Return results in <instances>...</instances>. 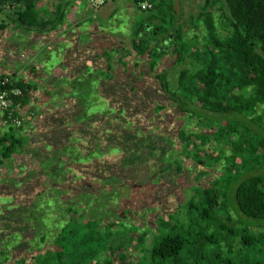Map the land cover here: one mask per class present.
<instances>
[{"label":"trees","instance_id":"obj_1","mask_svg":"<svg viewBox=\"0 0 264 264\" xmlns=\"http://www.w3.org/2000/svg\"><path fill=\"white\" fill-rule=\"evenodd\" d=\"M39 1L0 0V32L10 23L35 34L62 27L70 0H50L49 15L36 8ZM141 1L131 4L136 7ZM221 1L231 20L225 37L212 35L209 13L213 0H204V11L196 15L207 33L208 49H178L174 41L179 35L154 24L147 33L149 40L138 38L137 31L129 40L133 60H125L130 56L120 39L113 49H99L98 38V43L84 41L62 57L53 55V61L69 74L41 91L47 114L38 141L42 155L29 156L32 171L39 169V173L34 177L30 173L28 181L8 179L14 164L11 156L24 153V141L17 134L7 135L10 131L0 137V264H127L121 253L124 244L117 242L123 235L118 223L103 224L95 213L93 219L84 220L86 208L103 201L124 175L146 164L155 169L152 164L164 163L172 142L167 124L172 123L162 117L172 109L184 118L175 131L177 155L187 158L189 154L199 161L211 140L231 144L230 155L224 158L230 164L224 173L229 177L222 193L204 189L199 207L188 206L184 221L174 215L171 224L168 216L162 223L168 231L158 228L140 260L143 264H234L218 257L204 262L201 250L195 247L199 239L202 246L223 244L229 255L234 246L237 260L241 259L238 264H264V129L255 122L258 119L264 125V0ZM148 2L151 10L172 14L171 6L165 7L161 0ZM150 19L158 21L155 16ZM158 30L165 39L171 38L167 47L148 48ZM170 46L171 66L151 74L153 92L164 100L162 104L131 84L141 82L143 70L138 60L145 59L152 72ZM174 68L171 81L168 74ZM26 69L31 76L37 74L32 66ZM3 78L9 84L2 89L21 91L12 103L22 108L35 85L23 83L14 74L2 75L0 80ZM256 108H260L258 115ZM224 116L227 122L221 125L218 119ZM231 116L252 117L259 132L250 133L243 124L229 120ZM192 119L212 133L188 132L187 123ZM166 163L164 168H169ZM225 201L249 222L244 226L239 219L232 222ZM220 209L226 211L225 218L218 217ZM213 228L220 237L207 234Z\"/></svg>","mask_w":264,"mask_h":264},{"label":"rangeland","instance_id":"obj_2","mask_svg":"<svg viewBox=\"0 0 264 264\" xmlns=\"http://www.w3.org/2000/svg\"><path fill=\"white\" fill-rule=\"evenodd\" d=\"M171 0H169L170 2ZM178 5L172 6V14L167 13V11H156L151 10L147 12H138L137 9L130 8L128 6H123L120 8L116 2L114 17L119 19V27L116 28L118 32L122 35L124 34L129 40L135 37L134 33L137 31L140 33L138 38H146L145 32L141 31L138 27L141 22H146V19L156 17L159 29L170 30L176 32L179 38H176L174 44L178 49H208L205 45L207 41V33L205 28L202 27L201 19L196 18V15L202 13L205 9L204 0H178ZM214 8L210 11L211 19L213 20V37L223 38L230 31L231 20L226 12L223 2L221 0H213ZM109 6L106 7L108 9ZM129 13L126 14L125 12ZM139 29V30H138ZM162 32L158 31L155 36H153V41L148 44V48L153 47V45L160 47H167L169 40L165 39L166 36L162 37ZM167 35V34H166ZM80 38V35H78ZM97 39V38H96ZM148 39V38H146ZM85 40L83 38L79 39V42ZM100 46L99 49H110L111 44H115L118 40L113 42L108 41V39L101 40L99 38ZM149 40V39H148ZM122 42L123 49H126L129 53V58L126 57L125 60H133L134 53L130 51L129 42L127 44V39H120ZM125 42V43H124ZM26 43V41H25ZM107 43V46L103 44ZM109 47V48H107ZM62 49L63 47H58ZM56 48V49H58ZM77 49V48H76ZM166 54L160 61L155 64L154 71L150 72L146 66V60H138L140 62L141 68L143 70V75L141 82H132L131 85L139 86L140 93L143 95H148L150 100L158 101L164 104V100L158 97L153 92L154 82L152 80L151 74L159 72L161 69L171 66V58L173 46L166 49ZM121 55V54H120ZM190 62L185 61V66H189ZM58 68L57 65L51 66L52 69ZM60 69V67H59ZM176 74V69L169 71V79L174 80ZM137 76V73L131 74ZM25 77V76H24ZM130 78V77H129ZM27 77H25V81ZM131 81V80H130ZM134 81V80H133ZM144 89V90H143ZM41 99V100H40ZM39 102L43 100L40 97ZM133 103V102H132ZM150 105V103H148ZM40 106V105H39ZM45 108V107H44ZM41 111V110H40ZM259 114L260 108H256ZM165 114L162 117L168 123L169 139H171V145L169 144V154L164 157V163H154L152 165L156 166L152 169L150 166H145L138 168L131 175H124L121 181L116 182L113 186V192L107 193L102 199L103 201H97L92 203L90 207L86 208V214L84 220L93 219V213L97 214L96 219L102 221L103 224L107 222H117L119 225L118 231L123 235L118 237V243L122 240L124 244L121 249V253L126 256L127 264H135L136 262H141L143 264L144 260L140 257L146 253L149 248V244L153 241L156 236V231L160 228V231H168V227L162 225L166 222L169 216V223L173 224L175 221L174 215H177L179 220L182 222L185 220V210L188 206L192 208L199 207L201 193L204 189H213L217 193H222L224 190L226 178L229 177L225 175V168L230 169V164L226 163L224 158H228L230 155L231 144H221L214 141H210L207 147L204 149V154L199 156V161H193L191 155L180 154L177 155L175 144L177 142V137L175 136V131L177 126H180L184 118L179 116L175 110H166L163 112ZM44 111L40 112L38 115L35 114L34 118V128L27 130V140H24V153L21 155L13 154L11 160L14 164L11 165L10 174L8 179L19 177L21 179H27L30 177V173L34 177L39 173V169L32 171L30 166L31 159L30 155L40 153L42 155V149H40L38 141L42 133L43 128V118ZM47 117V116H46ZM226 116L220 117L218 123L225 125L227 119ZM229 120H233L237 123H241L249 129L250 133H258L259 129L263 130L264 125L258 119H253L252 117H237L231 116ZM255 120L257 126L253 122ZM17 129V128H15ZM18 130V129H17ZM187 131L190 133H203L211 134L212 130L203 127L195 119H192L187 123ZM264 137V135H263ZM236 136H232V141ZM167 146V148H168ZM171 151V152H170ZM192 158H194V152H192ZM208 160L205 162V160ZM214 160V161H213ZM216 160V162H215ZM37 161L34 159L33 163ZM167 162V163H166ZM165 163L169 168H164ZM236 166L241 163L238 159L234 161ZM164 168V169H162ZM162 169V170H160ZM2 167H0V171ZM264 173V170H261ZM253 174L247 173L243 177ZM18 178V179H19ZM233 178V177H232ZM231 178V179H232ZM30 179V178H29ZM224 184V185H223ZM225 207L227 208V214L232 222H236L239 219L240 224L244 226L249 220L241 218L239 215L235 214L232 210V205L230 201H225ZM98 208V211H96ZM225 212L219 211V218H225L227 214ZM124 217V218H123ZM161 220V221H160ZM161 222V223H160ZM239 225V227H241ZM262 232V229L259 228ZM253 232L257 231V228L252 229ZM212 237H220L216 228H213L207 233ZM140 238V241H139ZM264 239V236H263ZM129 247H128V245ZM232 242L230 245L232 246ZM128 247V248H127ZM195 247L202 252V260L204 262H210L211 257H218L220 261L229 260L234 264H238L241 261L240 257H236V249L232 246V255L225 253V247L223 244L219 246L207 245L202 246V242L199 239L195 240ZM217 263V261H215Z\"/></svg>","mask_w":264,"mask_h":264},{"label":"crops","instance_id":"obj_3","mask_svg":"<svg viewBox=\"0 0 264 264\" xmlns=\"http://www.w3.org/2000/svg\"><path fill=\"white\" fill-rule=\"evenodd\" d=\"M114 2L120 5V8L128 6L136 10V7L126 0H113L98 10L91 12L86 6V0H70V6L65 16V24L52 33L35 34L26 32L11 23L0 32V77L14 74L18 75L19 78L24 75L27 77L26 82L35 85V91L29 92L30 98L26 105L21 108V127L19 130H17L18 128L15 129L0 124V137L10 131L7 135L17 134L22 139L27 140V134L29 133L27 130L37 126L38 123L35 126L33 124V116L37 113L39 115L45 109V99L41 93L42 88L56 83V81L69 74L68 71L59 69L58 63L56 64L53 61L54 54L62 57L61 55L67 52L68 49H79L84 41H91V44L93 42L98 43V38L101 40L108 39L111 42L117 39H127L128 44L129 39L116 30L120 21L114 17L116 13V5H114L116 3ZM161 2H164L165 7L171 6V8L179 3L178 0H171L170 2L169 0H161ZM35 5L43 14L49 15L51 9L50 0H40ZM107 6H109L108 9H106ZM125 13L129 15V13ZM151 20L146 19V22L139 24L138 28L145 32V35L152 29L154 24H157L156 22L152 23ZM141 25L142 27H140ZM78 35L85 40L79 42L80 38ZM118 42L119 40L115 44H111L109 46L110 49H113ZM103 45L107 46L108 44L105 43ZM58 47L63 48L59 49ZM54 65H57L58 68L52 69L51 66ZM28 66H32L37 74L31 76L26 69ZM40 97L43 98L41 101L43 102L42 106L39 102Z\"/></svg>","mask_w":264,"mask_h":264},{"label":"built area","instance_id":"obj_4","mask_svg":"<svg viewBox=\"0 0 264 264\" xmlns=\"http://www.w3.org/2000/svg\"><path fill=\"white\" fill-rule=\"evenodd\" d=\"M111 1L113 0H86V5L89 11L94 12ZM126 1L128 3L133 2V0ZM136 9L140 12H147L152 9V5L148 0H143L136 4ZM19 79L26 83L24 75L20 76ZM8 84L9 79L0 80V124L6 127L19 128L21 126V108L12 103V98L20 97L21 91L18 88L2 89Z\"/></svg>","mask_w":264,"mask_h":264}]
</instances>
